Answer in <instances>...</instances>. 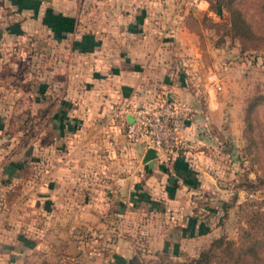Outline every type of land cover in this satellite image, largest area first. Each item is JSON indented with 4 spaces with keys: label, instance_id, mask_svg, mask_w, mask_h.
Returning a JSON list of instances; mask_svg holds the SVG:
<instances>
[{
    "label": "crops",
    "instance_id": "crops-1",
    "mask_svg": "<svg viewBox=\"0 0 264 264\" xmlns=\"http://www.w3.org/2000/svg\"><path fill=\"white\" fill-rule=\"evenodd\" d=\"M28 3L0 0V17L11 20L9 24L0 20V95L3 100L11 95L13 103L29 95L18 109L33 115L36 129L32 152L25 146L21 150L24 144L20 142L2 161L1 174L9 176L5 186L23 180V191L31 166L33 179L40 181L45 160L51 196L64 188L76 197L79 193L86 197L71 205H111L110 212L120 215L116 223H126L132 235L143 232L149 248L174 257L195 255L202 244L224 230L221 217L217 221L216 214L209 213L213 210L218 216V209L207 207L208 214L198 215L196 196L186 191L211 185L203 166L204 150H186L196 140V122L190 118L183 129L185 149L167 160L157 157L148 165L142 162V144L128 141L124 123L112 112L124 100L132 104L163 96L179 100L188 90L189 74L205 67V62L199 36L187 28L185 20L190 13L211 12L208 2L200 0L197 6L178 9L175 0H49L45 6L48 14L72 18L70 27L60 32L64 36L60 40L55 37L59 31L43 20L41 5L37 8L36 2ZM29 14L33 23L26 16ZM25 20L37 28L35 41L7 42L6 34L26 30ZM84 33H91L98 42H73ZM208 51L213 56L236 53L223 47ZM75 54L81 60V71L75 70ZM255 61L264 67V50L255 54L239 51V66L250 67ZM212 105L210 102L208 112L218 111L223 104L218 102L217 109ZM3 116L0 113V140L7 123L1 120ZM79 125L82 130L78 133L74 127ZM171 175L173 184L169 183ZM178 176H182L180 180ZM19 202L5 203L1 211ZM105 221L98 219V223ZM124 239L118 236L115 240L122 243ZM109 247L117 251L113 252L115 259L126 264L130 257L126 251L117 250L116 242Z\"/></svg>",
    "mask_w": 264,
    "mask_h": 264
},
{
    "label": "rangeland",
    "instance_id": "rangeland-1",
    "mask_svg": "<svg viewBox=\"0 0 264 264\" xmlns=\"http://www.w3.org/2000/svg\"><path fill=\"white\" fill-rule=\"evenodd\" d=\"M5 1L9 2V0ZM26 1L29 2L28 5L36 2L37 8L41 5V10L47 14L48 8L46 9L45 6L49 0ZM209 11L211 12L207 14L215 20H225L227 17L224 9L221 14ZM3 16L5 18H2ZM26 16L29 17L28 20L31 23L35 21L30 14ZM55 19L53 21L49 19L46 22L52 23V28L59 32H64L71 25L72 18L69 16H64L61 20ZM0 20L4 24L11 22L6 15H2ZM28 20L22 24L26 28L25 31L6 34L7 39L5 40L7 42H34L38 35L37 28L27 23ZM3 23L2 26H4ZM215 39L218 40V37L213 30L209 29L203 31L202 41L198 38L203 49L205 67L197 68L193 74H189L185 84L188 90L179 96V100L191 103L193 107L191 119L196 122L194 130L196 140L188 145L186 150H204L207 157L203 161V166L207 171L208 183L211 184L210 187L203 188L201 191L192 188L186 191L196 196V210L199 211L195 212L198 215L208 214V208L213 206L214 210L218 209V216L213 210L209 213L216 214L217 221L221 217L220 225L224 230L220 235L226 234L230 238H237L240 228L244 225L242 216L246 209H249L253 202L264 205V184L258 180L259 176H264V147L259 152L260 161L257 162V150L250 146V135L245 133L243 121L246 98L257 92H264V72L262 73L264 67L257 66L256 61L251 62L250 67H247L248 65L239 66L237 40L226 37L225 41L216 47L214 46ZM213 47L220 50L222 47L235 50L236 53L233 55L236 58L220 52L213 56L208 51ZM25 49L29 50L28 47ZM229 59L233 60L231 64H229ZM74 64L75 70L81 71V60L76 54ZM211 71L216 74L221 85L218 90L207 79ZM10 96L6 98V101L0 95V113L1 116L4 114L1 120L7 122L2 128L3 136L0 140V202L6 189L5 181L9 178L8 175H3V172L1 174V164L6 161V154L16 149L20 142L24 144L21 150L25 146L24 148H29V152H32L34 146L33 129L29 123H24V120L30 116L27 117L28 112L18 109L22 107L21 102L23 104L28 102L29 95H25L15 103ZM210 102L215 104L212 105L214 109H217L218 102L223 105L216 112H208ZM256 113L259 122L256 135L264 143V102L257 106ZM81 127L82 125L74 127V130L79 133L82 130ZM2 144H7V147H3ZM183 146L179 149H185ZM47 163L43 160L41 165V182H35L34 173L31 179L24 182L25 188L20 194L18 204L6 209V212L1 211L2 205L0 204V264H122V261L115 259L113 252L117 251H112L109 247L115 245V242L118 246L117 250L126 251V257L131 256L134 249L139 251L141 264H167L169 260L172 264H178V262L188 264L189 259L196 256L209 242L202 244L193 256L182 254L180 257H174L168 253L151 249L143 232L133 231L135 234L132 235L129 233L131 232L129 228H125L126 223H116L120 215L110 212L113 209L111 205L102 207L97 205L83 207L80 203L71 205L72 201L80 202L81 198L86 197L79 193L78 198L73 192L67 193L64 188L51 196L48 189L51 179L47 171L49 166ZM30 169L33 172L32 166ZM178 178L180 180L181 176ZM249 180L256 184L255 189L245 187L244 183ZM60 183L64 184V181L60 179ZM41 186L43 188H40ZM219 196L227 201L219 199ZM224 201L231 205L226 212L223 208ZM240 205L243 207L241 208ZM101 218L106 219L105 223H98V219ZM118 236L126 239L119 243L115 240Z\"/></svg>",
    "mask_w": 264,
    "mask_h": 264
},
{
    "label": "trees",
    "instance_id": "trees-1",
    "mask_svg": "<svg viewBox=\"0 0 264 264\" xmlns=\"http://www.w3.org/2000/svg\"><path fill=\"white\" fill-rule=\"evenodd\" d=\"M209 10L222 13V9L227 12L225 20H215L207 13L201 16L190 13L185 20V24L190 31L195 32L202 41L205 29L213 30L218 40H214V46L218 47L225 41L226 37L237 40L240 53L259 52L264 50V0H206ZM66 15L45 14L44 21L50 17L61 20ZM48 24V23H47ZM18 32H23L18 28ZM57 39L63 38V34L58 32ZM93 35L84 33L80 39L73 42H98L92 39ZM203 47V44H201ZM264 102V92L246 98L243 110L244 131L250 135V146L256 148V160H259V152L264 147L262 139H258L259 122L257 120V106ZM30 116V117H28ZM24 123H29L32 133L35 135L34 117L27 114ZM260 133V132H259ZM259 135V134H258ZM260 136V135H259ZM29 179H31L32 171ZM182 177V176H181ZM260 183L264 184V176H259ZM23 180L16 179L13 184L6 186L1 198V205L11 203L20 199ZM176 184V183H175ZM139 184H137L138 186ZM248 189H255L256 184L249 180L244 183ZM252 192V191H251ZM248 204V203H246ZM250 204V203H249ZM231 206L226 201L223 208ZM242 208L243 205H240ZM244 225L240 228L237 238H230L226 234L211 239L196 256L189 259L188 264H264V205L253 202L249 209L242 216ZM126 264H141L139 251L132 254ZM167 264H172L171 260ZM178 264H181L178 262Z\"/></svg>",
    "mask_w": 264,
    "mask_h": 264
},
{
    "label": "built area",
    "instance_id": "built-area-1",
    "mask_svg": "<svg viewBox=\"0 0 264 264\" xmlns=\"http://www.w3.org/2000/svg\"><path fill=\"white\" fill-rule=\"evenodd\" d=\"M200 0H175L178 9L197 6ZM208 80L218 90L221 85L216 74L211 71ZM193 112L189 101L169 99L163 96L143 104L123 101L112 112L125 125L128 141L140 143L146 150L153 147L159 158L167 160L176 152L182 141L183 129Z\"/></svg>",
    "mask_w": 264,
    "mask_h": 264
},
{
    "label": "water",
    "instance_id": "water-1",
    "mask_svg": "<svg viewBox=\"0 0 264 264\" xmlns=\"http://www.w3.org/2000/svg\"><path fill=\"white\" fill-rule=\"evenodd\" d=\"M158 157V153L153 147H148L146 148L143 157H142V162L147 163L148 165H152L153 161L155 158ZM175 182V177L174 176H169V183L173 184ZM122 193L124 194L125 191L123 190Z\"/></svg>",
    "mask_w": 264,
    "mask_h": 264
}]
</instances>
